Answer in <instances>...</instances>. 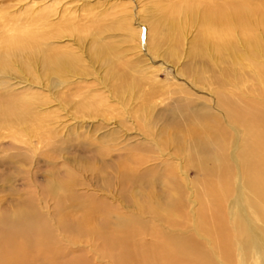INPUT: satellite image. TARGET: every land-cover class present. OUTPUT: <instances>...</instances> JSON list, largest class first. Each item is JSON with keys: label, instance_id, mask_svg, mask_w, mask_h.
Listing matches in <instances>:
<instances>
[{"label": "bare ground", "instance_id": "obj_1", "mask_svg": "<svg viewBox=\"0 0 264 264\" xmlns=\"http://www.w3.org/2000/svg\"><path fill=\"white\" fill-rule=\"evenodd\" d=\"M152 3L156 10L149 22L146 21L148 17L138 16V22L145 24L144 38H140V29L131 30L132 21L123 20L117 27L120 32L125 29L122 37L129 45L112 48L104 43L105 38L97 39L98 35L94 34L92 44L95 45L89 51L88 62L80 52L77 54V47L63 50L62 43L57 45L55 41L68 38L78 44L79 27L73 28L63 22L57 31L51 32L45 28L50 23H40L43 19H39L37 13L33 14V26H27L26 21L21 20L18 27L14 25L13 17L0 16V123L21 125L22 132L19 131L23 135L39 134L48 99L41 97V93L33 88H47V91L54 92L58 87L70 86V83L80 84L94 76V65L96 69L109 73L113 62L124 61L128 55L127 64L131 70L149 74L160 68L154 62L166 63L176 78L188 84H203L208 89L215 84L219 87L235 86L233 82L237 80L228 75L233 65L240 62H247L252 75L263 79L264 0H153ZM121 44L124 43L121 41ZM256 64H262V67ZM199 73L203 75L198 77ZM179 75L187 79L179 78ZM16 77L19 78L15 80L17 84L29 85L28 88L12 92L8 80ZM99 80L106 79L101 75ZM110 80L104 84L109 85ZM261 88L264 89V85ZM134 90L135 83H131L124 93H112L124 104L140 97L139 91L134 93ZM91 97L86 104L88 107L97 105L95 107L98 108L109 103L96 95ZM112 97L110 95L108 99L115 100ZM218 102L219 109L216 107ZM247 103L249 106L242 107L217 99L212 107L218 109L219 117L208 115L206 109L191 114L196 116L200 126L190 117L189 124L193 126L183 123L179 117L181 109H184L181 105L161 111L159 117L166 118L164 126L154 132L149 124L150 127L147 125V131L143 132L144 138L153 143V147L141 150L148 154L149 159L128 153L114 161L121 166L117 180L120 198L135 208L134 213L122 215L115 221L107 209H102L99 198L74 192L78 183L70 171L62 176L51 175L53 177L38 190L32 188L33 191L26 189L25 192L22 189L25 193H17L12 208L0 206V264H57L54 240L48 239L51 234H43L50 228L44 224L47 218L42 215V204L49 201L56 205L55 213L62 202L67 201L70 205H83L85 202L87 210L80 219L71 220L72 223L68 224L69 218L64 216L60 218L62 223L59 225L68 232L74 228L80 234L94 233L97 237L103 236L100 228L109 227L110 232L106 234L110 239L126 234L129 238L122 237L117 241L119 251L128 249L132 242L131 235L125 232L133 236L141 233L152 235L154 244L166 242L168 248L157 255L162 264H234L235 252L238 253L236 259L239 264H245L252 253L261 257L264 264V115L253 114V103ZM254 105L263 107L264 98ZM222 116L234 132L236 127L241 128L243 138L228 132L222 125ZM15 132L14 135H19L18 130ZM218 133L224 140L213 137ZM165 150L168 152L161 155ZM92 153L102 154L99 149L92 150ZM162 156L168 160L178 156L182 159L178 166L177 163H164L165 172L157 174L154 170L157 161H160L159 166L164 160L168 161L161 159ZM155 161L157 163L149 167L138 169L144 163ZM110 162L113 165V161ZM189 167L199 174L197 180L201 188L194 193L197 206L195 230L209 237L210 246L206 250L194 236L187 234V225L182 226L172 218L173 214L188 217L184 209L185 188L175 175L180 172L186 177ZM153 175L159 179L156 183H153L154 178L150 179ZM215 175L219 182L212 178ZM154 186H161L163 192L156 193ZM142 213L151 214L166 226L177 223L175 227L180 232L173 234L161 226L150 231L139 215ZM229 219L232 220L231 226L228 225ZM132 259L127 256L122 263L130 264Z\"/></svg>", "mask_w": 264, "mask_h": 264}, {"label": "rangeland", "instance_id": "obj_2", "mask_svg": "<svg viewBox=\"0 0 264 264\" xmlns=\"http://www.w3.org/2000/svg\"><path fill=\"white\" fill-rule=\"evenodd\" d=\"M151 1L153 2V0H138V2L135 0H0V16L4 15V18L13 17L14 25L18 27L21 26L23 20L26 21L25 25L33 26V14L37 13V16H40L39 19H43L39 22L41 21L42 24L43 21L50 23L48 26L45 25V28L47 31L53 30V32L57 31V28L64 23L72 25L73 28L79 27L80 38L77 40L79 45L69 41L68 38H60V40L55 41H57V45L62 43L60 46L63 50L66 47H68L67 49H76L77 47L78 49L75 50L78 51L77 54L81 53L82 58L85 59L86 57L85 60L88 62L89 51L92 50V45H95L92 44L95 41L93 40L94 34L98 35L97 39L105 38L104 43L112 48L119 49L122 45L126 46L127 40L125 41L124 36L122 37V32L125 29L120 32L119 27H117L122 25L121 21L123 20L132 21L131 30L140 29V35H142L140 38H144L145 24L138 22L140 21L138 16L140 14L146 16L148 17L146 21H150L153 12L156 10ZM69 33L71 32L69 31ZM70 35L68 37H71ZM121 41L124 44H121ZM128 57L129 55L125 57L124 61L113 62V68L109 73H106V70L102 72L103 70L96 69L94 65V76L80 84L70 83V86L68 85L66 88L61 86L62 89L58 87L54 92L52 90L47 91V88L39 90L33 88L37 93H41V97L48 99L44 106L46 108L43 110L45 113L41 117L43 127L39 129V134L27 133L23 135L21 125L15 123V126L13 124L9 126L0 123V206L12 208L14 199L18 197L17 193L20 192L19 194L22 195L26 191L38 190L54 175L62 176L70 171L75 175L78 183L74 192L77 195L84 193L85 196L93 195L99 198L102 209L103 207L107 209L109 216L115 221L122 215L134 213L135 208L133 204L120 198L121 190L117 180L121 166L114 161L128 153L149 159L148 154L141 150L145 147L148 149L153 147V143L144 138L143 132L147 131L146 128L149 124H151V129L154 132H158L164 126V119L166 118L159 117L161 111L175 105H181L184 109H181L182 112H180L179 117L184 124L193 126L194 124H189V117L196 122V116L191 115L195 111L199 112L200 110L202 112V109H206L208 115L215 118L220 116L219 102L216 106L217 110L212 107L218 99V101L222 100V102L234 103L242 107H247L249 106L247 102H252V113L264 115V106L254 105V102L264 98V89L261 88L264 85V76L263 79H260L258 76L252 75L247 62L234 64L231 68L228 77H235L237 80L233 82L235 86L219 87L215 84L208 89L203 84H188L182 79L176 78L173 70L166 63L152 62L160 68L149 74H145L144 71L131 70L132 68L127 64ZM256 65L262 67V64ZM98 67L100 66L98 65ZM101 75L106 80H99ZM202 75L199 73L198 77ZM183 77L179 75V78ZM110 78L109 85L104 84ZM18 79L16 77L8 80L12 92L23 91L29 86L19 82L17 84ZM131 83H135L133 92L139 91L140 97L121 104L120 99L117 100L112 91L117 95L122 94L130 88ZM91 95L104 98L109 103L98 106V108L95 107L97 105L88 107L89 105L86 104L90 102ZM110 95L115 100L110 101L108 99ZM161 101L162 103H160ZM221 121L232 136L236 134L243 138L244 135L240 127H236L237 132H234L227 126L223 116ZM196 124L200 126L199 122ZM15 130H18L19 135H14ZM213 137H216L217 140H224L220 133ZM255 147L258 148L256 142ZM98 149L102 153L101 155L92 153V150ZM167 152L165 150L161 155H165ZM153 155L155 157L156 153ZM181 157L168 160L166 156H162L161 159L166 158L168 161L165 162L164 160L160 166L158 165L160 161H157L158 164H155L157 163L155 161L144 163L138 169L142 170L149 167L150 164H155L154 170L158 174L165 172L164 163H177L178 166ZM110 161H113V165ZM175 176L185 188L184 209L188 217L182 218L173 214L172 218L181 222L182 226L183 224L187 225V234L194 236V239L201 242L206 250L210 246L209 237L203 233L198 234L195 230L197 220L194 212L197 206L194 202V193L196 194L197 190L201 188L197 180L199 174L193 167H189L186 171V177L182 176L180 172ZM212 178L219 182L216 175ZM150 179H153V183L159 180L154 175L150 176ZM22 189L27 190L23 192ZM153 189L156 193L163 192L161 186H154ZM84 204L85 202L83 205H70L67 201L62 202V206L56 212L57 215L54 212L56 205L53 202H43L42 204V215L47 218L44 220V224L50 228L46 233L43 231V234H51L48 239L53 238L54 240V245L57 247V264H123L122 262H125L124 258L127 256L133 258L130 264H162L161 261L157 260V255L162 249L168 248L167 243H152V235L141 233L133 236L129 232H125L131 235L132 242L128 249L119 251L117 250V241L122 237L129 238L126 234L110 239L107 235L110 232L109 227L100 228L103 236L97 237L94 233L80 234L74 228L68 232L59 225L62 223L60 218L64 216L69 218L68 224L72 223L71 220L80 219V215L87 210ZM139 215L146 222L150 231L161 226L173 234L180 232L175 227L178 225L177 223L166 226L149 213ZM231 222L232 220L229 219V226H231ZM137 250L147 251L138 253ZM213 257L216 259L215 256ZM236 257H238V253L235 252L233 263L239 264ZM261 259L252 253L245 264H263Z\"/></svg>", "mask_w": 264, "mask_h": 264}]
</instances>
